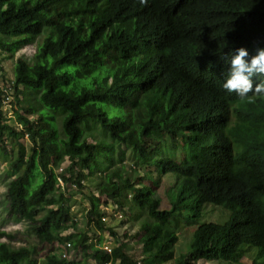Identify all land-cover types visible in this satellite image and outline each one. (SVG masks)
Wrapping results in <instances>:
<instances>
[{
	"label": "trees",
	"instance_id": "obj_1",
	"mask_svg": "<svg viewBox=\"0 0 264 264\" xmlns=\"http://www.w3.org/2000/svg\"><path fill=\"white\" fill-rule=\"evenodd\" d=\"M1 37L11 56L41 39L32 60L16 59L11 80L16 102L37 117L20 118L18 133L0 121L4 146L24 136L33 145L26 157L17 144L12 167L23 170L6 199L8 215L31 224L38 246L69 242L95 264H138L124 242L108 252L86 233L61 235L72 219L57 179L81 191L98 172V196L84 194L87 221L116 237L105 208L128 207L147 239L144 264L173 261L189 226V254L173 264H238L248 251L264 264V98L248 103L222 87L229 53L243 47L250 60L264 49V0H0ZM180 144L193 150L184 162L176 159ZM65 157L69 177L54 171ZM169 175L188 182L163 209L157 188ZM47 202L54 207L38 217ZM208 205L224 220L206 222ZM38 246L0 243V264H77L59 253L32 260Z\"/></svg>",
	"mask_w": 264,
	"mask_h": 264
},
{
	"label": "rangeland",
	"instance_id": "obj_2",
	"mask_svg": "<svg viewBox=\"0 0 264 264\" xmlns=\"http://www.w3.org/2000/svg\"><path fill=\"white\" fill-rule=\"evenodd\" d=\"M3 40V38H0ZM41 39H37L36 42L30 43L15 52L14 46H9L8 51L11 50L15 52L13 56L0 49V86L10 82L13 78V67L16 59L19 57H25L28 60H32L33 55L36 52L37 42ZM6 43V42H5ZM24 95L27 91L24 90ZM29 94V93H28ZM30 95V94H29ZM35 97L36 94L34 93ZM32 96V97H33ZM9 104V103H8ZM4 104L2 107V118L1 123L8 127L14 129L17 133L24 131V125L20 122V118L26 121L33 120L37 116L34 114L28 116L24 111L23 107L26 108L27 104H18L14 98V102L10 105ZM38 108V107H37ZM55 124L57 126L58 134L62 137L61 121L62 115L54 113ZM9 138L8 133L5 134L3 138ZM91 141V139H89ZM6 145L4 146L0 141V231H5L8 234L14 236L13 240L8 238H0V243H9L13 247L20 246H38L31 231V224L24 220L18 219L8 215V202L6 199V191L8 188V183L15 179L18 175L22 173L23 166L17 169H13L12 163L18 155L19 145L23 146V153L27 157L30 155V149L33 146L32 143L24 136V139H19L18 141H12V139L5 140ZM5 144V143H4ZM39 145V144H38ZM121 150H126L123 146L120 147ZM187 153H193V150L187 151L183 144H180L176 152V159L180 162L186 160ZM130 161L133 159L130 156V152L126 150L123 164L130 165ZM119 165V164H118ZM70 166L69 159L65 157L61 164L56 167V174H63L65 177H69L68 168ZM131 174V173H129ZM103 173H95L92 176H86L85 180L82 181L81 191L78 188H74L70 185L69 188L66 185H60V189L66 191V197L64 199V205L68 209L71 222L67 224V230L62 232V236L66 237L70 234L79 235L86 233L89 237V241L93 244H98L99 240L102 241L103 248L111 247L119 242L126 243L128 254L136 259L137 263L144 264V249L147 243V239L144 238L143 232L140 230L141 218H135L129 212V208L125 207L121 212L116 209L115 205L108 203L105 208L106 214L103 220L106 226L112 228L116 232V237L110 234L107 230L100 231L94 224L87 221V210L89 208L87 201L85 200L84 194H93L98 196V191L102 183ZM76 175H74V181H76ZM159 186L157 188V193L161 198V206L163 209H168L171 201H174L175 195L182 184L188 182L186 179H180L172 176H161L159 179ZM145 183L149 181L145 180ZM59 186V185H57ZM70 195V196H69ZM180 204H178L179 206ZM54 205L49 202L46 203L44 207L40 209L38 217L45 214L46 210L53 208ZM103 208V206H101ZM135 211V209H134ZM202 215L206 222H221L225 218V214L216 206L208 205L203 209ZM193 227H185L178 236V241L174 246L175 257L173 261L166 264H173V262L178 261L181 257H187L189 254L190 243L192 240ZM128 233L131 235L129 238H125L124 234ZM57 243L52 245H42L38 246L35 253L32 256L33 259H38L43 261L44 257L48 253H63L65 251L62 246L59 249ZM70 259H73L77 264H95L92 260H87L84 258L79 249L70 248L69 252ZM254 251H248L244 258L238 264H255ZM117 264V263H116ZM193 264H227L223 262H218L215 260L211 261H196Z\"/></svg>",
	"mask_w": 264,
	"mask_h": 264
},
{
	"label": "clouds",
	"instance_id": "obj_3",
	"mask_svg": "<svg viewBox=\"0 0 264 264\" xmlns=\"http://www.w3.org/2000/svg\"><path fill=\"white\" fill-rule=\"evenodd\" d=\"M248 57L249 52L243 47L229 53L230 70L222 87L236 93L242 101L254 103L257 97L264 98V49H257L250 60Z\"/></svg>",
	"mask_w": 264,
	"mask_h": 264
},
{
	"label": "built area",
	"instance_id": "obj_4",
	"mask_svg": "<svg viewBox=\"0 0 264 264\" xmlns=\"http://www.w3.org/2000/svg\"><path fill=\"white\" fill-rule=\"evenodd\" d=\"M14 88H13V82H6V84H2L0 86V120L2 118V107L4 106V104H12L14 102ZM27 137V136H26ZM58 181V185L60 187V185L62 186L63 184L65 185V183L63 182V180L59 177L57 179ZM71 186H73L74 188H76V184H71ZM65 252L60 253V256L64 259L69 257V250L71 248V244L69 242L65 243L63 246ZM104 250L110 252V248L106 246V248H103ZM70 258V257H69ZM139 264V263H138Z\"/></svg>",
	"mask_w": 264,
	"mask_h": 264
}]
</instances>
